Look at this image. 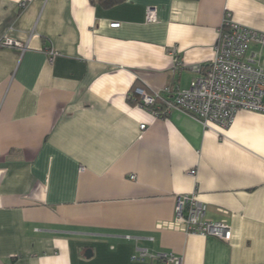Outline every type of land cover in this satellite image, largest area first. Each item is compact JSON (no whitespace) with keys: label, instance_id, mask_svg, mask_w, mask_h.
<instances>
[{"label":"crops","instance_id":"crops-1","mask_svg":"<svg viewBox=\"0 0 264 264\" xmlns=\"http://www.w3.org/2000/svg\"><path fill=\"white\" fill-rule=\"evenodd\" d=\"M226 12L264 33V0H0V41L28 47H0V264H149L138 247L264 264V114L206 130L138 105V89L190 87ZM253 55L264 69V45ZM195 191L229 242L178 223L177 196Z\"/></svg>","mask_w":264,"mask_h":264},{"label":"built area","instance_id":"built-area-1","mask_svg":"<svg viewBox=\"0 0 264 264\" xmlns=\"http://www.w3.org/2000/svg\"><path fill=\"white\" fill-rule=\"evenodd\" d=\"M20 7L24 9L26 3H21ZM156 21V11L148 8L147 22ZM120 26V23L111 24L112 28ZM251 44L263 46L264 33L237 23L233 14L226 12L219 29L215 57L205 70L195 68L198 76L190 87L176 93L166 87L163 93L153 94L138 89L137 94L141 98L138 105L157 117H166L174 110L185 113L206 130L213 126L229 129L242 110L264 114V69L257 63L255 55L248 56ZM0 47L17 48L22 52L28 48L9 38L0 41ZM47 54L50 62L59 55L54 49L47 50ZM164 94L171 95V98H164ZM142 128L145 129V126ZM196 174V170L189 173L193 177ZM207 209V205L198 199L197 191L178 195L175 218L187 234L229 242L233 235L231 228L224 223L207 220ZM132 260L135 263L181 264V259L174 254H152L148 249L139 247Z\"/></svg>","mask_w":264,"mask_h":264}]
</instances>
